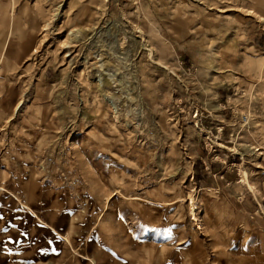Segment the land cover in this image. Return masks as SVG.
Wrapping results in <instances>:
<instances>
[{"label": "rangeland", "instance_id": "1", "mask_svg": "<svg viewBox=\"0 0 264 264\" xmlns=\"http://www.w3.org/2000/svg\"><path fill=\"white\" fill-rule=\"evenodd\" d=\"M0 264H264V0H0Z\"/></svg>", "mask_w": 264, "mask_h": 264}, {"label": "built area", "instance_id": "2", "mask_svg": "<svg viewBox=\"0 0 264 264\" xmlns=\"http://www.w3.org/2000/svg\"><path fill=\"white\" fill-rule=\"evenodd\" d=\"M194 119H197V122H195V126L198 127L200 131H203L207 137L212 135L211 131L205 130L204 126L202 125V118L198 115V113L194 114ZM210 132V133H209ZM223 176V175H222Z\"/></svg>", "mask_w": 264, "mask_h": 264}, {"label": "crops", "instance_id": "3", "mask_svg": "<svg viewBox=\"0 0 264 264\" xmlns=\"http://www.w3.org/2000/svg\"><path fill=\"white\" fill-rule=\"evenodd\" d=\"M209 116H212V114L211 115H209ZM223 119H225V117H223ZM209 121H211V122H213L214 124H215V126H213V125H211L210 127H216V129L218 128L219 130L222 128V122H223V120H217L216 118H214V116H212V118L209 120ZM221 125V126H220ZM25 206H27V205H25ZM30 210H32L33 211V209L31 208V207H29V206H27ZM61 236H63L64 237V235H61ZM69 242V241H68ZM70 245H71V243H70ZM72 247V246H71ZM88 258H90V257H88ZM91 262L92 263H94V260L93 259H91Z\"/></svg>", "mask_w": 264, "mask_h": 264}, {"label": "trees", "instance_id": "4", "mask_svg": "<svg viewBox=\"0 0 264 264\" xmlns=\"http://www.w3.org/2000/svg\"><path fill=\"white\" fill-rule=\"evenodd\" d=\"M198 181L201 182V179L199 178Z\"/></svg>", "mask_w": 264, "mask_h": 264}]
</instances>
